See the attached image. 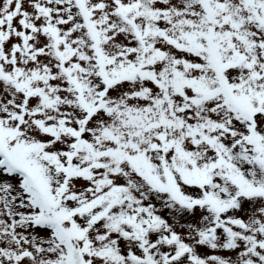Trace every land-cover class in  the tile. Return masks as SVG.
I'll return each instance as SVG.
<instances>
[{"label":"snow or ice","instance_id":"snow-or-ice-1","mask_svg":"<svg viewBox=\"0 0 264 264\" xmlns=\"http://www.w3.org/2000/svg\"><path fill=\"white\" fill-rule=\"evenodd\" d=\"M0 264H264V0H0Z\"/></svg>","mask_w":264,"mask_h":264}]
</instances>
